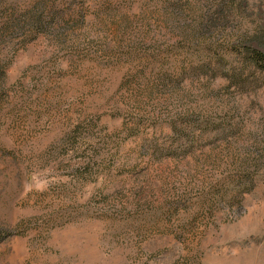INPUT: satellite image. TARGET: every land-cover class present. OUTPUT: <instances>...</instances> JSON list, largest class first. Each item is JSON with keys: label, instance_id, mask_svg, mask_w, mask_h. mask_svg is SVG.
Listing matches in <instances>:
<instances>
[{"label": "rangeland", "instance_id": "obj_1", "mask_svg": "<svg viewBox=\"0 0 264 264\" xmlns=\"http://www.w3.org/2000/svg\"><path fill=\"white\" fill-rule=\"evenodd\" d=\"M0 264H264V86L214 79V0H0Z\"/></svg>", "mask_w": 264, "mask_h": 264}, {"label": "trees", "instance_id": "obj_2", "mask_svg": "<svg viewBox=\"0 0 264 264\" xmlns=\"http://www.w3.org/2000/svg\"><path fill=\"white\" fill-rule=\"evenodd\" d=\"M247 1L214 0V79L226 78L241 90L264 86V52L259 48L262 45H253L244 35L233 41L238 29L234 10L244 15ZM262 30L259 27L258 32ZM228 38L224 46L220 44L221 39Z\"/></svg>", "mask_w": 264, "mask_h": 264}]
</instances>
